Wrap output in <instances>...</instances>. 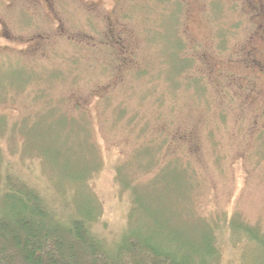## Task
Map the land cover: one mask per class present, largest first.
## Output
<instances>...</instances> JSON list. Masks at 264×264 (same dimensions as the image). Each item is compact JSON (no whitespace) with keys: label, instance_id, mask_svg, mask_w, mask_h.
<instances>
[{"label":"rangeland","instance_id":"rangeland-1","mask_svg":"<svg viewBox=\"0 0 264 264\" xmlns=\"http://www.w3.org/2000/svg\"><path fill=\"white\" fill-rule=\"evenodd\" d=\"M221 1L215 19L225 30V52L210 44L215 19L208 0H185L181 19L188 36L206 49L204 67L212 79L232 77V89L226 82L211 89L205 112L185 98L172 122L148 118L152 128H163L169 150L188 157L197 174L182 195L170 185L156 190L162 205L153 219L161 231L190 240L207 233L213 220L220 224L223 212L232 215V224L253 225L264 235V0ZM253 1L258 8H248ZM153 4L0 0L1 165L38 189L57 215L91 207V227L107 242L126 227L130 204L113 179L114 166L129 160L141 140L113 122L114 107L126 103V69L132 66L126 61L115 70L113 60L122 51L139 64L151 59L143 17L155 19L146 10ZM133 94L131 105L142 107L140 91ZM217 107L228 109L224 120ZM221 230L217 264H255L260 247L254 238Z\"/></svg>","mask_w":264,"mask_h":264},{"label":"trees","instance_id":"trees-1","mask_svg":"<svg viewBox=\"0 0 264 264\" xmlns=\"http://www.w3.org/2000/svg\"><path fill=\"white\" fill-rule=\"evenodd\" d=\"M153 2L146 10L152 11L155 19L148 14L143 17L144 39L153 49L152 60L139 64L136 56L124 51L121 58L118 54L113 60L118 66L115 70L126 61L132 63L126 69L131 74L127 88L130 91L126 103L112 110L113 122H122L129 134L133 132L141 138L132 157L116 163L113 171L118 189L130 197L126 227L115 240L107 242L91 227L95 215L91 207L57 215L38 189L1 165L0 159V264H217L220 236L224 234L221 229L228 230L230 237L247 233L253 237L260 247L255 264H264V235L253 225L232 224L231 214L223 212L218 218L220 224L213 220L207 233L201 230L191 240L161 231L153 219V213L162 205L155 200L159 195L156 190L170 185L176 195H182L185 188L191 191L197 174L188 157L169 150L171 144L163 128L155 130L148 118H167L172 122L180 99L185 98L202 105L201 111L205 112L213 99L211 89L225 86V82L232 89L233 82L229 75L226 80H213L204 67L208 63L206 49L188 36L181 19L185 0ZM222 4L221 0H208L212 18L221 14ZM246 4L248 8H258L254 1ZM211 23L210 44L218 51H227L220 19ZM103 67L105 71L110 66ZM115 70L107 71L114 74ZM133 91H140L137 102L142 107L131 105ZM227 112L226 107L216 108V115L222 120Z\"/></svg>","mask_w":264,"mask_h":264}]
</instances>
